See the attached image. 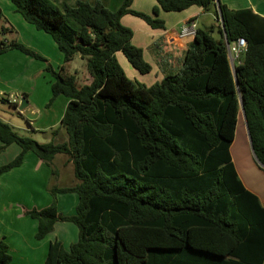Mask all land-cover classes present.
I'll use <instances>...</instances> for the list:
<instances>
[{
	"label": "trees",
	"instance_id": "1",
	"mask_svg": "<svg viewBox=\"0 0 264 264\" xmlns=\"http://www.w3.org/2000/svg\"><path fill=\"white\" fill-rule=\"evenodd\" d=\"M10 1L26 22L51 36L64 62L78 56L89 74L88 83L77 85L73 74L54 69L16 38L0 39V54L16 49L46 63L53 78L46 106L58 95L68 98L62 143H39L0 119V152L11 143L20 147L0 165V175L19 166L27 151L48 165L64 154L72 165L71 186L49 187V205L23 211L37 220L36 239L56 221L78 229L67 249L50 241L42 264H264V206L243 185L229 151L242 104L264 171V16L218 1L220 36H213V25L197 27L181 68L146 86L128 78L116 58L120 51L140 73L151 70L121 17L132 14L163 29L159 9L198 5L218 19L215 0H156L151 14L132 9L133 0H122L116 10L98 1L62 7L52 0ZM238 37L246 49L232 67L225 39ZM0 102L17 111L16 101L3 95ZM60 192L77 194L74 214L57 211ZM0 264H11L4 239Z\"/></svg>",
	"mask_w": 264,
	"mask_h": 264
},
{
	"label": "crops",
	"instance_id": "2",
	"mask_svg": "<svg viewBox=\"0 0 264 264\" xmlns=\"http://www.w3.org/2000/svg\"><path fill=\"white\" fill-rule=\"evenodd\" d=\"M52 1L62 7L64 4L74 6L77 0ZM85 1L91 4L98 1L109 10H116L122 3V0ZM219 1L232 9L250 7L253 12L264 16V0ZM157 5L156 0H133L131 8L151 14L152 8ZM0 11L3 14V17L0 18V29L2 25L8 29L5 34L0 31V39L16 38L25 46L45 57L54 69L62 68V72L73 74L77 85L88 83L89 74L82 61L75 64L76 56L72 60L64 62L63 54L51 36L26 22L15 11V6L10 0H0ZM207 13L213 14L215 22L213 24L202 23L203 26L200 27L198 19ZM158 17L164 20L165 28H151L141 18L132 14H125L121 17V22L132 29L131 41L142 49L143 57L151 65V70L145 74L140 73L129 64L120 51L116 52V58L128 78L137 80L146 86L159 82L165 74L177 72L181 68L184 52L192 40L189 37L179 36L181 25L188 20H193L197 27L207 29L213 25V32L217 31L216 22L218 20L213 10H204L198 5H191L181 11L159 9ZM240 61L238 60L236 63ZM236 63L235 61L232 64L230 62L232 67ZM45 64L44 61L16 49L1 53L0 97L13 95L18 103L22 98L21 94L26 93L25 99L36 116L27 120L22 115L29 126L22 128L49 136V140L44 143L50 141L62 143L67 140V136L60 133V119L68 98L58 95L49 106H46L51 96L50 84L53 78L44 70ZM239 117L238 115L237 121ZM241 117L244 122L242 115ZM236 135L237 130L229 148L231 161L243 185L254 192L264 206V200L259 196L257 190L245 181V170L241 162V150L244 152V145L242 146L240 143L236 145ZM19 151L20 147L17 144H9L0 152V165L13 159ZM57 158L56 155L52 165H48L33 152L27 151L19 166L0 175V239H4L8 244L11 264H42L50 241L58 240L67 249L72 242L77 240L78 229L75 224L69 221H56L54 229L50 233L42 239H36L34 235L37 229V220L23 213L25 209L43 208L49 205L52 198L49 187H67L75 182L72 169L71 173L68 168L66 169V165L70 164L67 162V158L62 162L59 161L60 164L57 163ZM52 168L55 171L54 175L51 174ZM77 202L78 196L75 192L57 193V211L62 215L74 214Z\"/></svg>",
	"mask_w": 264,
	"mask_h": 264
},
{
	"label": "rangeland",
	"instance_id": "3",
	"mask_svg": "<svg viewBox=\"0 0 264 264\" xmlns=\"http://www.w3.org/2000/svg\"><path fill=\"white\" fill-rule=\"evenodd\" d=\"M214 22H215V17L211 13H207L205 16L199 17V19H198V24L200 27L203 26L202 23L213 24ZM213 36L218 37V36H220V34L218 33V31H214ZM242 57H243V54L239 53L235 59V63H236V61L241 60ZM80 60L82 61L84 68L86 69L85 60H83L82 58L77 56V60L74 63L77 64V63H79ZM230 62H231V64L233 63V61H231V60H230ZM86 71H87V69H86ZM241 115H242L241 112H239L240 117H239L237 124H236L235 133L237 130V135H236V142L237 143H236V145L238 143H240L242 146L244 145V152H243V150H241V162H242V166L245 170L244 171L245 172V175H244L245 181L247 183H249L252 186V188H255L257 190V192L259 193V196L264 200V171L260 168L258 162L256 161V159L254 158V156L251 152L246 128H245V125H244V122L242 120ZM0 119L4 122L8 123L13 128V130H15L18 134H20L22 136L30 137L39 143H44V142H46V140H49V138H50L47 135H41L39 133H34L32 131L24 130L23 128L29 127L27 120H25V118L22 116V114L18 113L8 103L0 102ZM60 131H61L60 133L61 134L64 133L65 137H66L65 130L62 127L60 128ZM45 136H47V137H45ZM234 138H235V134H234ZM234 138H233V140H234ZM233 140H232V142H233ZM232 142H231V144H232ZM57 157H58L57 158L58 164H60V162L64 161L67 158V156L64 154H59V155H57ZM71 166H72L71 163L69 165H66V169L68 168L70 170V173H71V169H72ZM67 184H68V182H67Z\"/></svg>",
	"mask_w": 264,
	"mask_h": 264
},
{
	"label": "built area",
	"instance_id": "4",
	"mask_svg": "<svg viewBox=\"0 0 264 264\" xmlns=\"http://www.w3.org/2000/svg\"><path fill=\"white\" fill-rule=\"evenodd\" d=\"M197 24L193 20H188L179 28L180 37L192 38L195 35ZM227 53L229 60L235 61L239 53H243L246 49V41L243 37H238L231 43L226 44ZM237 62V61H236ZM7 98L11 102H15V97L13 95H8Z\"/></svg>",
	"mask_w": 264,
	"mask_h": 264
},
{
	"label": "water",
	"instance_id": "5",
	"mask_svg": "<svg viewBox=\"0 0 264 264\" xmlns=\"http://www.w3.org/2000/svg\"><path fill=\"white\" fill-rule=\"evenodd\" d=\"M218 1L219 0H215V3L217 5V10H218V20L219 22L221 23V27L223 28V25H222V18H221V15H220V11H219V8H218ZM225 44H227V41L225 39ZM240 108H241V113H242V116H243V119H244V123H245V127H246V131H247V136H248V140H249V144H250V138H249V134H248V128H247V124H246V117H245V114H244V110H243V107H242V104H240ZM17 111L22 114L27 120H31L33 119L35 116H36V113L33 112V109L30 107L28 101L25 99V98H21L20 101L17 103ZM250 148L252 150V146L250 144ZM253 152V150H252Z\"/></svg>",
	"mask_w": 264,
	"mask_h": 264
}]
</instances>
